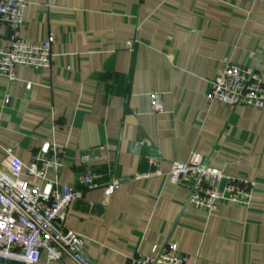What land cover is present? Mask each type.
Segmentation results:
<instances>
[{
    "label": "crops",
    "instance_id": "1",
    "mask_svg": "<svg viewBox=\"0 0 264 264\" xmlns=\"http://www.w3.org/2000/svg\"><path fill=\"white\" fill-rule=\"evenodd\" d=\"M27 1L19 35H53V57L48 68L17 66L16 81L0 77V166L7 149L28 166L50 142L65 151L58 179L81 189L82 152L107 147V160L93 163L100 186L85 190L66 222L95 264H130L167 242L189 264H264V110L207 99L228 61L264 76V2ZM11 35L0 25V47ZM153 91L163 93L164 113L152 111ZM196 155L255 181L250 205L222 202L213 215L195 208L168 173ZM22 177L33 181L27 170ZM113 177L121 187L106 195ZM36 264L77 263L43 254Z\"/></svg>",
    "mask_w": 264,
    "mask_h": 264
},
{
    "label": "built area",
    "instance_id": "2",
    "mask_svg": "<svg viewBox=\"0 0 264 264\" xmlns=\"http://www.w3.org/2000/svg\"><path fill=\"white\" fill-rule=\"evenodd\" d=\"M264 2V0H261ZM27 0H0V25L11 32L10 43L0 47V77L17 80L16 67L48 68L51 65L54 36L43 41H30L19 35L24 24ZM207 92L210 102L219 101L237 107L255 106L264 110V76L261 71L228 61L222 74L212 81ZM32 87L27 84V89ZM154 113L166 111L163 93H150ZM6 103L10 96H6ZM9 163L0 166V264H36L43 254L49 263L63 262L66 258L77 264H95L85 251V239L67 227L72 204L84 197L85 190L100 186L103 177L93 166L94 161L107 160V147L101 145L86 149L81 154L83 169L77 173V189L62 183L58 176L64 166V148L46 142L30 165L18 159L7 149ZM149 162L160 167V159L150 157ZM33 178L23 179V171ZM55 179H50V174ZM158 173H161L158 170ZM169 177L189 190V202L197 209L213 215L222 202L250 205L256 182L234 177L211 165L208 157L196 155L192 160L175 162ZM121 187L118 178L105 183L106 195ZM190 256L176 243L155 246L147 254H138L130 264H189Z\"/></svg>",
    "mask_w": 264,
    "mask_h": 264
}]
</instances>
